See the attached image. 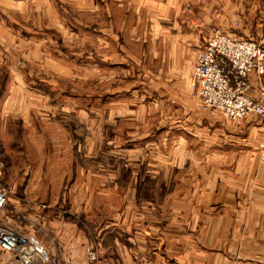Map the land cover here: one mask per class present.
Returning <instances> with one entry per match:
<instances>
[{"label":"rangeland","instance_id":"obj_1","mask_svg":"<svg viewBox=\"0 0 264 264\" xmlns=\"http://www.w3.org/2000/svg\"><path fill=\"white\" fill-rule=\"evenodd\" d=\"M215 29L264 43V0H0L9 222L60 264H181L165 237L179 242L184 222L194 238L204 219L198 163L217 162L221 128L264 132L255 117L228 123L193 89ZM90 245L102 248L94 263ZM0 264L16 263L0 250Z\"/></svg>","mask_w":264,"mask_h":264},{"label":"crops","instance_id":"obj_2","mask_svg":"<svg viewBox=\"0 0 264 264\" xmlns=\"http://www.w3.org/2000/svg\"><path fill=\"white\" fill-rule=\"evenodd\" d=\"M240 124L221 128L223 142L208 172L198 163L197 191L191 196L202 201L197 215L204 219L193 224L196 236L189 238L184 222L179 242L166 233L181 264H264V132L258 125ZM218 156L230 160L220 163ZM207 176L213 177L208 183Z\"/></svg>","mask_w":264,"mask_h":264},{"label":"built area","instance_id":"obj_3","mask_svg":"<svg viewBox=\"0 0 264 264\" xmlns=\"http://www.w3.org/2000/svg\"><path fill=\"white\" fill-rule=\"evenodd\" d=\"M193 89L205 109H217L227 121L257 118L264 128V43L236 38L215 29L196 52ZM256 82V85H253ZM8 192L0 186V250L16 264H60L35 238L22 234L6 218ZM102 248L89 246L87 258L97 261ZM63 264H75L65 255Z\"/></svg>","mask_w":264,"mask_h":264}]
</instances>
